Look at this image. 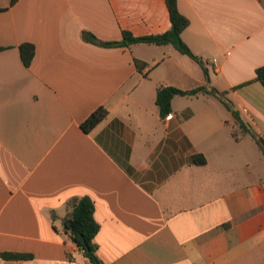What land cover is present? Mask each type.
<instances>
[{
    "label": "crops",
    "instance_id": "0c3cea01",
    "mask_svg": "<svg viewBox=\"0 0 264 264\" xmlns=\"http://www.w3.org/2000/svg\"><path fill=\"white\" fill-rule=\"evenodd\" d=\"M0 3V264H87L63 232L65 204L82 197L95 204L104 264H264L259 145L221 100L264 139V0H178L190 21L182 38L210 82L172 45L82 38L164 34L166 0ZM25 43L36 48L30 67ZM162 86L223 94L177 96L162 119ZM101 107L108 116L86 133Z\"/></svg>",
    "mask_w": 264,
    "mask_h": 264
},
{
    "label": "trees",
    "instance_id": "16d2710c",
    "mask_svg": "<svg viewBox=\"0 0 264 264\" xmlns=\"http://www.w3.org/2000/svg\"><path fill=\"white\" fill-rule=\"evenodd\" d=\"M18 0H12V4L17 3ZM166 4L170 13L172 28L164 34L153 35L147 37H135L129 31H123V40L120 42H103L99 40L94 34L88 31L82 32L84 41L96 46L105 48L116 47H130L133 44L146 43L157 46L172 45L178 52L186 55L196 61L204 70L206 80L210 82V74L207 63L193 53L189 45L183 40V32L190 26V21L183 14H181L178 7V0H166ZM4 9L0 3V13ZM3 48L0 46V51ZM21 58L26 67H30L35 57L36 48L33 44L25 43L20 46ZM135 63L139 72H142L146 63L135 59ZM257 81L264 87V66L257 69ZM200 94H212L221 97L223 93L216 89H209L208 86L198 87L193 90H182L173 86H162L157 91L156 104L160 109V116L162 119L167 118L173 112V100L177 96L190 97L198 96ZM222 103L233 113L237 120L240 129L243 132L251 134L256 143L264 153V139L256 135L248 126L241 120L239 112L235 111L230 102L222 98ZM108 110L106 107H101L95 111L83 124L82 128L86 133H90L97 127L107 116ZM195 165L203 166L207 164L204 155L197 154L192 157ZM68 212L67 222L64 225L63 232L69 240L77 246L84 258L88 261L87 264H104L97 254L98 246L96 243V236L100 231V224L95 219V204L89 197L72 198L66 204ZM57 214L53 213V218L56 220ZM71 222V225H69ZM5 260H25L31 259V255L17 254V253H3Z\"/></svg>",
    "mask_w": 264,
    "mask_h": 264
},
{
    "label": "rangeland",
    "instance_id": "374dc122",
    "mask_svg": "<svg viewBox=\"0 0 264 264\" xmlns=\"http://www.w3.org/2000/svg\"><path fill=\"white\" fill-rule=\"evenodd\" d=\"M152 77H154V74ZM239 129H240V127H239ZM257 148H259V150H260V153H259L260 157L258 158L256 156V169L259 170L260 174H264V153L260 147H257Z\"/></svg>",
    "mask_w": 264,
    "mask_h": 264
},
{
    "label": "water",
    "instance_id": "95a60500",
    "mask_svg": "<svg viewBox=\"0 0 264 264\" xmlns=\"http://www.w3.org/2000/svg\"><path fill=\"white\" fill-rule=\"evenodd\" d=\"M69 225H71V222H69Z\"/></svg>",
    "mask_w": 264,
    "mask_h": 264
}]
</instances>
